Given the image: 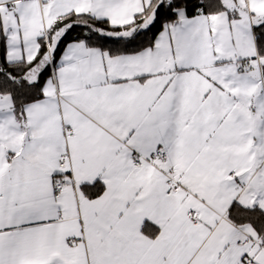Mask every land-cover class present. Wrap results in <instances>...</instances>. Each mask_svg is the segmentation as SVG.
I'll list each match as a JSON object with an SVG mask.
<instances>
[{"label":"snow or ice","instance_id":"snow-or-ice-1","mask_svg":"<svg viewBox=\"0 0 264 264\" xmlns=\"http://www.w3.org/2000/svg\"><path fill=\"white\" fill-rule=\"evenodd\" d=\"M0 264H264V0H0Z\"/></svg>","mask_w":264,"mask_h":264}]
</instances>
